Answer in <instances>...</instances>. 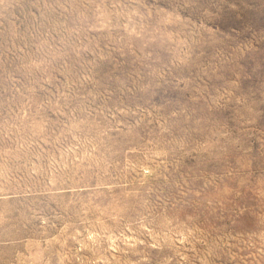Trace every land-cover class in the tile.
Returning a JSON list of instances; mask_svg holds the SVG:
<instances>
[{
    "label": "rangeland",
    "instance_id": "1",
    "mask_svg": "<svg viewBox=\"0 0 264 264\" xmlns=\"http://www.w3.org/2000/svg\"><path fill=\"white\" fill-rule=\"evenodd\" d=\"M0 264H264V0H0Z\"/></svg>",
    "mask_w": 264,
    "mask_h": 264
}]
</instances>
